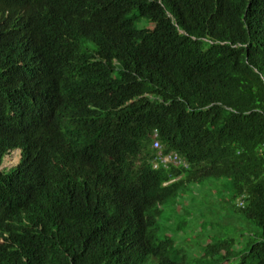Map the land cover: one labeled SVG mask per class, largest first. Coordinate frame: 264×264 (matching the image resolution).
Masks as SVG:
<instances>
[{"label": "trees", "instance_id": "1", "mask_svg": "<svg viewBox=\"0 0 264 264\" xmlns=\"http://www.w3.org/2000/svg\"><path fill=\"white\" fill-rule=\"evenodd\" d=\"M78 1L41 24L35 5L25 19L26 0H0V155L21 153L0 169V264H189L152 229L162 203L205 177L259 233L238 250L206 240L197 264H264V0ZM23 69L58 81L60 99L28 94ZM96 121L121 151L104 181L101 142L90 157L33 147L39 128ZM116 188L136 215L118 234L103 201Z\"/></svg>", "mask_w": 264, "mask_h": 264}, {"label": "clouds", "instance_id": "2", "mask_svg": "<svg viewBox=\"0 0 264 264\" xmlns=\"http://www.w3.org/2000/svg\"><path fill=\"white\" fill-rule=\"evenodd\" d=\"M94 1L98 3L104 2V0H94ZM77 4H83V3H81L78 0H26L27 12L22 10V13L24 14V17L26 19L27 16L29 15L30 9L32 8L33 5H35L36 6L35 8L36 19L41 21V24L43 23L49 24V22L51 21L50 18L55 17L61 11H63L65 15H72V13L75 11L74 10L75 5ZM48 9L53 10V11H58V13L52 14L48 12ZM30 14L32 15V13ZM24 17H20V18H21V21L26 25V21ZM57 25H60V24H57ZM28 50L29 49L27 48L26 51ZM35 52L36 51H31L28 53H35ZM39 61H41L40 58H39ZM29 62L31 63V61ZM33 62L36 63L37 61L33 59ZM24 72L26 73V76L28 79V87H27V89H29L28 94L35 97L36 99H41L43 102L44 100H51L55 95H58V99H60L59 97L60 87L58 85V81H54L53 79H49L48 77H46L45 79H42L39 76V73L35 70L34 71L24 70ZM30 75L32 79L28 78V76ZM0 118L3 121L9 120L6 116H2V115L0 116ZM56 127H59V129H56ZM52 130L54 131L52 137H45L47 135L46 128H39L34 132V134L37 133L36 136H34L33 134V138H32V141L34 143L33 147L35 148V150H43L42 148H48L49 146H54L59 149L60 147H62L63 149H66L68 145L73 144L75 145V147H77V150L80 153H84L85 155L90 157L88 150H90L92 146H94L95 142H101L103 146L101 147L99 151V156L100 155L103 156L104 161H103L102 170L99 176H100V180L104 181V179L113 169L112 162L118 159L114 156L115 154H113V152L117 154L121 152L117 147H111V136L107 134L106 129H105V124L96 121L94 123L90 122V124L85 125V127L84 126L79 127L77 126V124L73 123L72 125L68 127L55 126L52 128ZM18 133L22 136V133L20 131ZM152 146L153 148H155V152L160 156L161 161H164V162L166 161L176 162L177 161L174 151H167V152L161 151L162 145L157 137H154ZM20 155L21 153H20L19 146L7 147L4 150V152H1V155H0L1 157L0 169L1 170L4 169V171L6 172L13 169V167L16 166L17 163L19 162ZM9 160H13V163L3 164L4 162H9ZM82 163L84 165V168H86L87 166L86 162H82ZM52 167L56 168L54 165ZM14 174L16 175L17 172L14 171ZM38 174L42 175L40 173ZM42 177H43V180L48 184L49 188L56 187L58 183L56 180L48 181L45 179L43 175ZM130 192L131 190L129 189H127V192H125L124 190H122V188H116V189H111L109 193L104 195L103 197V201L105 202L106 205L112 208L113 214L118 220L116 234H118L119 232L123 230L122 228L127 224V221L129 219H132L133 216H136L135 213H133L129 208V205L131 203L128 205L125 202L126 197H129V199H131L129 195ZM155 230L152 229V232L155 233ZM148 233L150 235L151 231H148ZM174 244L176 243L174 242ZM176 246L180 247L178 245ZM184 255L186 256L185 252H184ZM197 259L198 257H196L195 259L196 263H197ZM189 264H192L190 260H189Z\"/></svg>", "mask_w": 264, "mask_h": 264}, {"label": "rangeland", "instance_id": "3", "mask_svg": "<svg viewBox=\"0 0 264 264\" xmlns=\"http://www.w3.org/2000/svg\"><path fill=\"white\" fill-rule=\"evenodd\" d=\"M48 12L58 13L50 9ZM5 163L11 164L13 160ZM159 208L155 235L169 234L192 264H197L195 259L202 251L200 245L206 240L231 237V248L238 250L244 243L257 239L259 233L255 223L233 211L220 178L205 177L188 182L178 195Z\"/></svg>", "mask_w": 264, "mask_h": 264}, {"label": "bare ground", "instance_id": "4", "mask_svg": "<svg viewBox=\"0 0 264 264\" xmlns=\"http://www.w3.org/2000/svg\"><path fill=\"white\" fill-rule=\"evenodd\" d=\"M107 258V257H106Z\"/></svg>", "mask_w": 264, "mask_h": 264}]
</instances>
